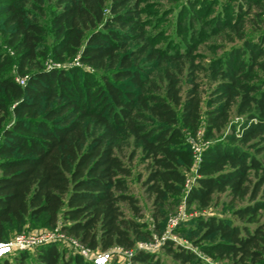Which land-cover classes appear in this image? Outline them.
Wrapping results in <instances>:
<instances>
[{"label":"trees","instance_id":"16d2710c","mask_svg":"<svg viewBox=\"0 0 264 264\" xmlns=\"http://www.w3.org/2000/svg\"><path fill=\"white\" fill-rule=\"evenodd\" d=\"M48 2L50 46L43 0H0V243L59 223L94 251L153 239L131 192L137 162L156 232L182 198L206 212L225 195L231 219H197L204 231L194 243L227 264H264V0ZM176 7L169 39L159 28ZM77 58L94 71L47 67ZM202 128L210 144L185 192L194 166L185 131ZM165 250L181 264L196 261L172 242ZM31 256L91 264L59 244L0 264ZM133 261L163 264L141 250Z\"/></svg>","mask_w":264,"mask_h":264},{"label":"rangeland","instance_id":"374dc122","mask_svg":"<svg viewBox=\"0 0 264 264\" xmlns=\"http://www.w3.org/2000/svg\"><path fill=\"white\" fill-rule=\"evenodd\" d=\"M43 1H44V3L42 4V6L44 9L45 15H44V18L42 17L43 18L42 22L44 23V25L47 29V32H48V37L46 39V43L48 46H50L51 42H52V37H51L50 28H49V22H50L52 14H53L54 7H53V3L48 2V0H43ZM186 1L187 0H180L181 3L182 2L184 3ZM211 1H214V0H211ZM164 5H166L163 7L164 10H166V9L169 10L173 7V6H170L168 2H164ZM220 9L221 8L218 5L214 9V14L216 12H219ZM154 10H156V9H154ZM177 12H178V9L176 7L175 11L166 17V20L162 23L161 27L159 28L160 29L159 31H162V30L166 31L167 37L169 39H175V37H176L175 28H176V22H177L176 21ZM3 41H4V39H3L2 33L0 31V45L3 46V49H6ZM76 63H78L77 60L73 59V60L68 61L66 63V65L77 66ZM56 64H59V63L53 61L52 59H49L47 61L48 67L54 66ZM81 67L85 72H88L87 71L88 67H86V66H81ZM16 72H17L16 66H14V68L11 69V74L13 76H15L16 78H19L17 76ZM206 100H207V96H205V98H204V108L203 109L206 108V104H205ZM203 135H204V129L203 128L201 129V134H196V135H193L190 132L185 131L186 144L188 145L190 150H191V146L187 142V140L192 141L194 143V145H196L199 148L204 149V148L208 147V145L210 143L206 142L204 140ZM133 167H134L135 174H134V177L130 183L131 192L136 197H138V199L140 201V205H141L142 210H143V216H144L143 221L145 223H147L148 228L153 235V239H151L149 241H140L137 243L136 250H134V255H135L136 251H139L140 248L143 246L142 247L143 250H141V251H145V247H146L147 251H145V252L156 255L157 257H159L162 260L163 264H181V263L175 261L171 256H169L165 250V245L168 242H172L174 244L175 248L176 247H182V248L192 252L195 255L196 261L193 264H227L226 262H221V261L215 260L214 258L205 254L204 251L202 250L201 246L196 245L194 242H195V240L198 239V237H200V235L204 231L203 229L198 228V226L196 225L195 221L197 219L203 218V217L207 218V217H211V216H217V217H222V218L225 217V218L231 219V209L224 204V203L228 202L229 199L225 195H223V196H221V199L219 200L218 204L214 205L211 210L203 212V211H200V209L196 205H194L193 207H191L189 209L187 207L186 203L184 202V198H182L181 202L178 204L176 209L174 211H171V213H169L167 220H166V223L164 224V229L162 230V233H159V232H156V230L154 228L155 222H154V219L152 216V209H153L152 200H150L148 195L145 193V189L142 187L141 183H137L135 181V177L138 173H142L145 176L146 172L144 171L143 166L137 167V162L133 165ZM195 169L196 168L194 167L191 171L188 172V179L190 180V184H192L194 177L196 176V172H195L196 170ZM122 207L124 209L125 214L128 217H130L132 214H131V211L128 209V207L126 205H123ZM203 213H205V214H203ZM183 215H185V217H183ZM191 215H193L192 218L190 217ZM181 217H183L182 220H181ZM177 220H179V221H177ZM53 229H55V228H53ZM53 229L45 228V227H38V228H35L32 230L23 231L21 233H15L12 235L10 240H12L15 236H17L19 234H24V233L25 234L26 233H38V234H40V233H45V232H55V230H53ZM191 231H197V233L196 234L190 233ZM164 237L166 238L165 241L162 240V238H164ZM214 241H215V239L213 237L203 244L211 243ZM140 243H142V245H140ZM58 244L61 246V249H65L67 256H69V255L76 256L77 255V254H75L74 247L71 244L70 240L65 239L64 243H61V244L58 243ZM36 251L29 252V254H31V255L33 254V256H34ZM112 251L113 252H112V255L110 258V262L107 264H135V262L133 261L134 255L131 259H129V257L121 254V252H118L116 250H112ZM1 259H4V257ZM89 263H91V262H89ZM28 264H38L36 257L34 258L31 256V259L28 261ZM91 264H94V263H91Z\"/></svg>","mask_w":264,"mask_h":264},{"label":"built area","instance_id":"2783aa9c","mask_svg":"<svg viewBox=\"0 0 264 264\" xmlns=\"http://www.w3.org/2000/svg\"><path fill=\"white\" fill-rule=\"evenodd\" d=\"M76 60L78 62V63H76V65L78 67L84 66L79 62L78 58ZM69 67H71V66L59 63V64H56L54 66L48 67V69H51V68L67 69ZM87 71L93 72L94 70L91 69L90 67H88ZM25 80H26L25 78H17V82H19L21 85H25ZM198 134H201V130L199 131ZM187 142L191 146V152H192L193 158H194L193 168L194 167L196 168L195 169L196 170L195 171L196 176L194 177L192 184H190L189 179L187 180L186 185H185V192L190 190L196 183L197 169H198V166L201 162L202 153L205 150V148L202 149V148L197 147L190 140H187ZM184 202H185V200H184ZM203 214H205V213H203ZM183 217H185V215H183ZM183 217H181V220L183 219ZM190 217L192 218L193 215H191ZM177 221H179V220H177ZM53 230H55V232H45V233H40V234H38V233L19 234L8 242L0 243V259L3 257L4 258L11 257L17 253H20V252H34L38 248L45 246V245H48V244H58V243L61 244V243L65 242V239L70 240L71 244L74 247L75 254H77L79 257H81L84 261H86L88 263L91 262L94 264H107V263H109L112 252H113L112 250H116L118 252H121V254L129 257V259H131L133 257L134 250H136V249L126 250V249L121 248V247H114V248H112L106 252L94 251V250L88 248L87 246L83 245L78 239H76V238L68 235L66 232H64L62 230V224L61 223H59V225ZM162 240L165 241L166 238L164 237V238H162ZM140 245H142V243H140ZM142 247L140 248V250H143ZM145 251H147L146 247H145Z\"/></svg>","mask_w":264,"mask_h":264}]
</instances>
